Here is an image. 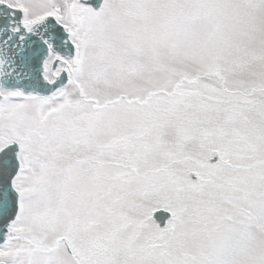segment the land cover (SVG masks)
Returning <instances> with one entry per match:
<instances>
[{"label":"snow or ice","instance_id":"6c2138e0","mask_svg":"<svg viewBox=\"0 0 264 264\" xmlns=\"http://www.w3.org/2000/svg\"><path fill=\"white\" fill-rule=\"evenodd\" d=\"M0 264H264V0H0Z\"/></svg>","mask_w":264,"mask_h":264}]
</instances>
